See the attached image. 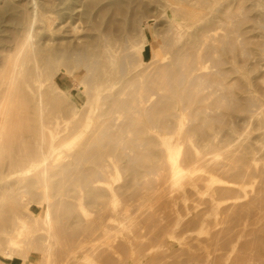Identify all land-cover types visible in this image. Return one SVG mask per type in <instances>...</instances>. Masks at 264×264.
<instances>
[{"label": "bare ground", "instance_id": "1", "mask_svg": "<svg viewBox=\"0 0 264 264\" xmlns=\"http://www.w3.org/2000/svg\"><path fill=\"white\" fill-rule=\"evenodd\" d=\"M162 2L158 3L166 8L169 38L161 36L164 32L149 23L155 18L150 15L155 9L154 0H0V208L10 206L12 211V222L0 227L3 236L0 245L9 243L1 252L5 256L10 243H21L23 246L14 249L27 250L28 259L33 249L41 251L40 264H134L141 256L140 264H264V201L260 199V191L255 186L250 188L245 178L230 185L231 178L245 174L242 168L234 166L242 157L243 124L264 117L257 95L263 91L260 86L264 81V73L259 72L264 67V32L261 31L264 16L252 15L234 21L232 13L227 11L225 19L199 30L202 24L191 15L189 27L174 20H178L179 0L175 6L166 0ZM88 9L94 15H89ZM141 13L146 15L143 22L149 25L147 30L141 23L136 29L133 27ZM86 20L94 22V27L89 29L92 33H81L82 22ZM247 22L252 23L247 27ZM135 31L136 41L132 38ZM193 32L197 36L188 38ZM158 37L161 44L155 48L154 40ZM66 53L79 63L82 60V65L63 68L69 72L78 70L77 67L87 69L92 75L88 97L92 98V91H97L94 102L98 116L94 130L80 141L74 155L80 165L73 168L75 162L59 163L56 158L55 150L61 144L56 146L51 142L52 126L44 119L49 104L56 102L53 97L56 87L50 83L56 73L52 63ZM243 55L246 59L240 60ZM229 63L231 66H227ZM240 64L253 69L255 75L239 80ZM97 72L101 74L99 86L93 77ZM233 74L236 76L231 78ZM176 84L190 87L177 101L169 102L163 91H173ZM107 100H111L109 107ZM31 104L38 118L35 145L29 146L21 159L7 161L11 147L27 138L24 125ZM60 104L65 107L64 102ZM128 105L133 110L145 111L151 119L159 117L164 128L153 137L163 136L164 131L169 138L165 149H151L147 147L150 143H141L138 141L141 139L132 135L119 141L114 125L117 118L127 114ZM72 106L76 108L77 104ZM257 142L260 145L249 157L254 162L264 158V140ZM132 146L139 149L128 158L140 166L144 165L145 154H153L159 160L166 156L169 210L175 218L167 222L160 214L154 227L168 230L158 231L157 243L145 252L134 253V259L126 262L121 252L126 241L133 253L135 241L147 238V234H135L132 230L145 227L138 219L142 206L119 203L120 193L108 177L118 171L111 152L116 147L123 150ZM155 166L156 163L149 167ZM57 168L67 173L65 179L69 183L65 188L77 183L85 188L76 197L77 205L63 196L67 215L73 217L78 212L90 227L98 229L111 210L116 214L111 222L117 220L130 234L122 240L100 234L91 241L81 239L82 254H69L63 249V257L55 259L57 252L53 246L57 239L50 229L53 216L47 179L49 171ZM198 171L203 173L196 175ZM134 172L140 176V170ZM201 181L204 188L198 184ZM37 186L38 192L34 190ZM192 187L199 194L210 192L214 198L206 211L215 230L206 234L195 229L198 233L195 242H180L183 246L176 252L164 249L159 256L151 257L157 245L168 247L172 245L170 238H180L175 230L189 224V217L198 210L188 202ZM70 192L71 189L66 190L68 198ZM108 195L110 203L99 201ZM37 197L48 203L45 227L50 238L48 244L38 248L33 246L31 236L35 211L38 212L33 210L32 203ZM237 209L242 211L238 224L234 222ZM106 226L107 223L98 231ZM183 256L188 257L186 263Z\"/></svg>", "mask_w": 264, "mask_h": 264}, {"label": "rangeland", "instance_id": "2", "mask_svg": "<svg viewBox=\"0 0 264 264\" xmlns=\"http://www.w3.org/2000/svg\"><path fill=\"white\" fill-rule=\"evenodd\" d=\"M164 0H154L155 9L150 11V15H154L155 18L150 19L149 23L151 26H154L155 29L161 30V36L171 37V34L166 32L168 27L166 26V21L168 20L164 16V5H160ZM167 2L172 3V5H176L177 0H166ZM181 5L180 9L177 12V22L180 20L185 27H189L192 25V21L189 20V15H191L194 20L198 21V24H202L199 27V30L202 28H206V24L212 25L218 23L221 19H225V12H231L233 15V20H239L247 18V16L252 15H263L264 16V0H179ZM178 6V5H177ZM176 6V7H177ZM89 15H94V11L92 9H88ZM171 14V11H168ZM146 15L142 13L137 17V22L133 25L136 29L138 25L141 23L144 30H147L149 25L145 24L143 20ZM165 23L163 26H157V23ZM83 25V34L92 33V30H89L94 27V22H90L86 20L82 22ZM252 22H247L245 26L251 25ZM199 26V25H198ZM264 32V30H261ZM134 36L132 37L134 41L138 38L136 35V31L133 32ZM146 34V32H145ZM196 34L191 33L188 38L194 39ZM200 35V33L198 34ZM197 36V35H196ZM145 39V37L143 36ZM131 43H133L131 41ZM161 44V38H157L154 40V47L157 48ZM168 47V46H167ZM166 47V48H167ZM167 51V50H166ZM246 57L241 56L240 60H244ZM79 60L72 59L69 53H66L57 58L52 64L54 69H56V73L50 79L51 85L53 84L56 87L54 91L53 97L55 99V105L50 103L48 108L46 109V114L44 115L45 122L47 124H51L50 130V139L51 142H54L55 145L60 142V146L55 150L56 158L59 163L63 161V163H74L72 166L75 167L80 165L79 162L74 160V155L79 148L80 141L83 140L84 137L90 135L94 130V123L96 121V117L98 116V109L95 107L94 100L97 97V91H92L93 97H88L87 91L89 88V79L92 77L91 73L85 69H80L77 67L72 71H66L63 66H77ZM82 63V60L79 64ZM82 65V64H81ZM241 73H239V80L244 81L249 79L255 75V71L250 67L243 66ZM231 64L229 63V65ZM87 67V66H86ZM259 72L264 73V67L260 68ZM100 73L97 72L93 74L94 83L99 86ZM236 74L231 76L235 77ZM48 79V78H47ZM49 85L48 83L46 84ZM46 87V86H45ZM189 84H176L174 90L171 92L170 90H164L163 93L167 95L169 102H175L178 100L179 95L185 93L189 90ZM95 89V88H94ZM260 91L257 95L261 99V108L264 110V81L261 83ZM95 92V93H94ZM47 93V97H50L49 92ZM64 95V96H63ZM61 101V102H60ZM64 102L65 107H62L60 103ZM111 100H107L108 107ZM72 103H76L77 107L74 108ZM136 104H134V107ZM126 115L124 118H117L114 125V130L117 131L119 141L121 142V138L132 135L136 137L139 142H147L150 143L151 149H155L157 151H161L165 149L168 145L169 138L166 133L162 131L161 135L163 136L159 138H154V135L160 133V129H163L162 121L159 117L155 119H151L146 112H140L139 110H133L129 105L125 108ZM48 111V112H47ZM35 107L31 104V109L29 110L28 119L24 125L25 136L27 137L24 140V143H15L10 151L6 154V160H17L21 159L24 153L26 152L29 146L35 145V135L37 129V121L38 118L35 115ZM264 119V117H263ZM262 118H252L245 124H243V128L241 129L243 146L240 147L242 152V157L238 158L234 163L235 167H240L244 170L243 177H233L231 178L230 185H234L236 182H241L243 178L245 181H248L251 187H256L260 191V199L264 201V158H262L259 162H254L250 160V154L254 151V148L260 145L259 140H264V120ZM163 127V128H162ZM116 132V133H117ZM159 132V133H158ZM72 135V138H68ZM160 136V135H159ZM130 137V136H129ZM63 140V142H61ZM152 140V141H151ZM138 144V143H137ZM122 147V145H121ZM143 147V145L141 146ZM170 147V146H169ZM139 147H129L127 149L119 150L116 147L115 150L111 152V157L113 158L118 171L113 173V176L108 177L110 183L113 184L120 193L119 203L121 204H134L136 206H142L139 211V221L145 225V227L140 228V226L134 227L132 230L135 234H147V238L139 239L135 241L134 252L129 251L131 244L126 241L124 248H121V252L124 256L125 261L127 262L132 258L134 253L145 252L146 249L157 243L158 241L156 237H158V231L168 230L167 227H161L157 229L155 226L156 222H159V215L162 214L165 217V220H171V218H175L172 212L169 210L170 201L168 202V182L169 176L165 169L166 162L163 159L159 160L158 157L153 154H145L144 165L140 166L138 163L132 162L129 160L128 156L135 155ZM170 149V148H169ZM167 155V153H166ZM156 163L157 166L150 169V164ZM134 169L140 170V176L134 172ZM63 172V173H62ZM203 172L198 171L195 172L196 175L202 174ZM67 173L63 170L52 169L49 171L47 182L49 183L48 187V195L50 196V202H52L51 212L53 216V221L50 225V229L55 232V237L57 242L55 243L54 252H57V256L55 259H61L63 257V249L67 250L68 253H78L82 254L84 249V244L79 243L82 240L91 241L95 238H99L100 235L107 236H116L117 240H122L130 234V231L127 228H122L118 225L117 220L111 222V219L116 218V214L112 212L109 208V213L100 223L99 228L107 223L108 226L105 228L93 229L90 225L87 224L86 221L81 219V216L78 212L75 215L69 216L65 213V209L63 206V196L66 200H70L73 204L77 205V199L79 193L85 192V188L78 183L71 188H65L64 185H67L69 182L65 179ZM67 182L66 184H64ZM73 183H70V185ZM202 188H204V182L198 183ZM35 191L38 192V186L34 187ZM71 189L70 197L66 196V190ZM40 191V190H39ZM61 197V198H60ZM180 200V199H179ZM214 198L210 195V192H204L202 194L197 193L194 187L191 188V193L188 198L189 205L197 206L198 210L195 209L191 218L189 217V224L184 223V226L175 230L176 236H181L180 238H170L171 246H163L157 245L154 249H152L150 256L157 257L164 249H168L171 252H176L179 247H182L183 243L187 242H195L197 231L195 229H199L200 231L208 234L212 233L215 230V227L211 223L210 213L206 210L210 202H212ZM99 201H104L106 203H110L111 199L108 196L104 198H100ZM168 202V204H167ZM181 206L184 204L180 201ZM110 205V204H109ZM32 208L38 209V212L35 211V223L32 226V242L33 246L36 245V248L40 246H44L49 243V234L47 233V227H45L48 213V203L45 199L39 197L33 200ZM185 208V206H184ZM250 212L254 211L253 209L249 210ZM187 212V211H186ZM241 210H236V215L234 217V222L238 224L240 219H238L239 214H241ZM246 212V210L244 211ZM12 211L10 206H5L3 209L0 208V227L5 226L6 224L9 226V223L12 222ZM8 220V222H6ZM6 222V223H5ZM49 228V225H48ZM108 230L109 233L106 234L104 231ZM132 233L130 236H134ZM2 238L3 236L0 235ZM47 236V237H46ZM53 240H55L53 238ZM5 241V240H4ZM52 241V240H51ZM9 244L8 242H4L0 245V264H40L41 251L34 250L32 252V257L29 256L27 250L22 249L16 251L14 248L17 246H23L21 243H10V248L8 251V255L1 253L2 249L6 250V246ZM59 251V252H58ZM58 253L61 255L59 256ZM142 257V256H141ZM134 261V264H140V258ZM134 259V258H132ZM183 263L188 261V257H184L182 259ZM165 263V262H164ZM177 264V263H174Z\"/></svg>", "mask_w": 264, "mask_h": 264}]
</instances>
